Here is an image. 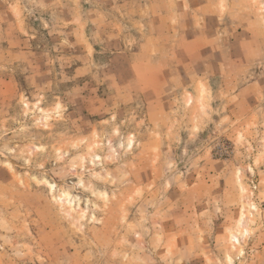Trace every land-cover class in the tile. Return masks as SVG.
Listing matches in <instances>:
<instances>
[{"label": "rangeland", "instance_id": "rangeland-1", "mask_svg": "<svg viewBox=\"0 0 264 264\" xmlns=\"http://www.w3.org/2000/svg\"><path fill=\"white\" fill-rule=\"evenodd\" d=\"M0 264H264V0H0Z\"/></svg>", "mask_w": 264, "mask_h": 264}]
</instances>
